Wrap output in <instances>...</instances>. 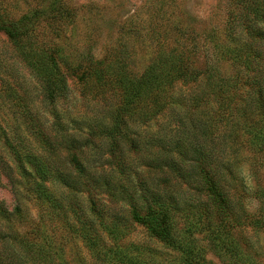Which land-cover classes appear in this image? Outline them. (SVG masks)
I'll list each match as a JSON object with an SVG mask.
<instances>
[{
	"label": "trees",
	"instance_id": "1",
	"mask_svg": "<svg viewBox=\"0 0 264 264\" xmlns=\"http://www.w3.org/2000/svg\"><path fill=\"white\" fill-rule=\"evenodd\" d=\"M8 3L0 0V31L8 38L17 61L35 78L53 117H57L54 104L65 99L70 89L67 77L76 79L82 95L113 99L110 123L92 134L109 138L103 146L107 155L101 158L98 154V159L104 160L99 165L83 163L77 153L80 155L90 138L61 144L55 139L56 130L52 140L25 101L20 90L23 79L19 81L10 73V65L16 61L0 57V94L15 105L12 111L27 130L26 136L15 134L16 142L7 145L22 169L32 174L36 195L50 202L49 206L58 207L57 211L63 206L46 180L87 193L93 216L81 215L70 206L76 219L69 228L90 253L107 264H212L206 256L209 248L223 264H264L262 252L245 233L249 228L264 234V193L259 195V208L248 210L238 171L242 148L253 154L264 151V0H230L225 37L209 33L211 48L201 67L192 65L187 38L174 34L175 45L166 49L160 44L139 73L127 65L125 56H119L121 44L99 59L73 62L55 38L38 36L33 24L41 18L53 33L61 31L70 13L63 0H52L43 8L27 6L30 10L17 17L11 14L13 8ZM217 52L235 66L230 75L217 71L213 58ZM176 82L198 86L190 103H207L205 118H190L187 123L179 120L178 126L169 127L172 133L166 140L154 139L160 153L152 158L137 156L138 143L130 135L128 122L146 123L161 113L172 100L170 89ZM98 146L100 149L101 144ZM61 147L66 149L62 157ZM130 150L135 153L130 154ZM175 153L178 162L173 158ZM138 160L148 170L158 168L161 174L141 173L136 167ZM5 167L6 163L0 162V180ZM95 189L125 201L129 219L177 256L160 262L156 250L147 243L123 240L128 231L125 217L100 203ZM1 203L3 215L7 209Z\"/></svg>",
	"mask_w": 264,
	"mask_h": 264
},
{
	"label": "rangeland",
	"instance_id": "2",
	"mask_svg": "<svg viewBox=\"0 0 264 264\" xmlns=\"http://www.w3.org/2000/svg\"><path fill=\"white\" fill-rule=\"evenodd\" d=\"M4 1L10 3L13 8L11 14L17 17L20 12L30 10L27 6L43 8L52 0ZM63 1L70 13L62 24L61 31L59 29L53 33L50 25L41 18L39 22L33 24L38 36L45 40L55 38L62 47L61 51H66L73 62L84 61L90 57L99 59L107 50L112 49L115 52V47L121 44L119 56H125L127 65L137 73L150 62L161 45L166 49L175 45L174 34L187 38L186 49L190 48L192 65L201 67L211 48L209 33L215 31L214 36L220 35L223 39L225 37L224 23L231 6L230 0ZM164 35L172 40L164 38ZM8 42V38L0 31V57L7 62L16 61L10 65L12 67L9 69L10 73L17 80L23 79L20 90L23 91L31 112L37 113L38 118L43 121L45 132L53 140L52 134L58 130L55 139L63 144L69 139H73L74 143H82L87 136L90 141H86L88 143L81 148L80 155L77 153L79 150L75 149L74 152L80 156L83 163L101 164L104 160L98 159V154L102 155L101 158L107 155L103 146L107 144L109 138L103 136L101 139L100 136L92 134L98 132L100 126L110 123L108 113L113 99L108 95L103 97L89 93L82 95L76 79L67 77L70 89L65 99L61 101L58 99L54 104L57 117H53L48 104L41 99L35 78L30 77L20 64V60L17 61L8 47ZM213 58L221 75L228 76L234 72L235 66L228 57L217 52L213 54ZM7 62L5 63L8 64ZM196 90L198 86L194 84L184 85L176 82L170 89L172 100L161 113L146 123L128 122L130 135L138 143L137 156L152 158L160 153L161 149L154 139L158 137L162 140L167 139L172 133L168 131L169 127L178 126L179 120L187 123L190 118L201 120L205 118L204 112L208 104L204 101L196 106L190 103L191 94ZM14 106L8 97L0 94V162L6 163L7 166L1 172L3 175L0 180V200L7 209L0 215V264H107L97 260L69 228L76 219V211L70 206L80 210L81 215L87 213L90 217L93 216L85 191L70 189L46 180L45 184L63 206L61 211H57L56 206V208L49 206L50 202L36 195L32 174L22 169L7 145L8 142L12 144L16 142L15 134L27 135L25 123L12 111ZM29 138L32 140L31 145L34 146L35 141ZM100 144L101 148L97 149ZM65 152L66 149L61 147L60 156L65 155ZM133 153L135 152L130 150V154ZM172 155L178 162L176 153ZM238 162L240 165L238 171L244 185L241 191L244 206L254 211L259 208V195L264 193V151L253 154L247 148H242ZM137 163L139 165L136 167L141 173L146 174L150 171V175L154 177L161 174L158 168L148 170L140 160ZM27 167L30 168L29 165ZM96 190L94 191L97 192ZM95 195L100 196V203L109 207L110 212L125 217L122 219L128 231L123 240L147 243L156 250V257L161 260L160 262H167L172 256L174 258L177 256L176 252L149 237L143 227L129 219L125 201L110 197L104 192H97ZM15 207L19 210H15ZM245 233L249 234L254 246L264 256V234L254 233L249 228L245 229ZM206 256L212 260V264H223L209 248Z\"/></svg>",
	"mask_w": 264,
	"mask_h": 264
}]
</instances>
